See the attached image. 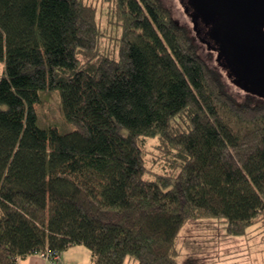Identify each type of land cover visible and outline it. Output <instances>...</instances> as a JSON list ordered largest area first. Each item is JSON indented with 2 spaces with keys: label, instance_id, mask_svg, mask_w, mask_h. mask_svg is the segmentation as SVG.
<instances>
[{
  "label": "trees",
  "instance_id": "1",
  "mask_svg": "<svg viewBox=\"0 0 264 264\" xmlns=\"http://www.w3.org/2000/svg\"><path fill=\"white\" fill-rule=\"evenodd\" d=\"M104 1L114 48L88 0H0V264L83 244L90 264H181L191 219L231 236L264 219V97L232 94L163 0ZM182 2L216 50L197 2ZM54 91L67 133L41 122Z\"/></svg>",
  "mask_w": 264,
  "mask_h": 264
},
{
  "label": "rangeland",
  "instance_id": "2",
  "mask_svg": "<svg viewBox=\"0 0 264 264\" xmlns=\"http://www.w3.org/2000/svg\"><path fill=\"white\" fill-rule=\"evenodd\" d=\"M95 4L99 12L101 27L107 36L104 44L114 48L112 38L119 34V29L110 22L109 3L104 0H88ZM165 6L171 10L174 19L181 25H186L192 30L200 45L199 51L202 57L213 67L223 72L228 90L235 94L240 100L245 99L250 93L239 86L236 79L230 73L225 72L223 66L218 61V52L210 48L205 37L204 29L199 36L196 30V23L185 8L182 0H163ZM201 23L200 26H202ZM209 39L213 44L217 41L211 35ZM6 63L0 60V75L5 71ZM44 115L41 117L42 124L56 123L62 133H67L74 128V125L67 121L62 112V101L59 92H46L43 94ZM145 149L147 152L148 167L153 171L163 172L166 170V163L162 159L164 153L160 150L161 141L158 138L145 139ZM225 222L218 218L203 217L202 219H191L181 230L178 241L180 256L178 260L181 264H264V219L249 228L244 236H231L227 233ZM53 264L51 259L45 258L41 253L28 255L22 258L19 264ZM92 253L86 245H74L62 253L60 264H90ZM127 264H137L134 260H127Z\"/></svg>",
  "mask_w": 264,
  "mask_h": 264
},
{
  "label": "water",
  "instance_id": "3",
  "mask_svg": "<svg viewBox=\"0 0 264 264\" xmlns=\"http://www.w3.org/2000/svg\"><path fill=\"white\" fill-rule=\"evenodd\" d=\"M195 1L211 24V37L219 45L216 50H220L218 61L223 53L238 85L263 98L264 0Z\"/></svg>",
  "mask_w": 264,
  "mask_h": 264
},
{
  "label": "built area",
  "instance_id": "4",
  "mask_svg": "<svg viewBox=\"0 0 264 264\" xmlns=\"http://www.w3.org/2000/svg\"><path fill=\"white\" fill-rule=\"evenodd\" d=\"M42 255L47 258V259H51L53 264H60L61 263V259H62V255L58 254V253H42Z\"/></svg>",
  "mask_w": 264,
  "mask_h": 264
},
{
  "label": "crops",
  "instance_id": "5",
  "mask_svg": "<svg viewBox=\"0 0 264 264\" xmlns=\"http://www.w3.org/2000/svg\"><path fill=\"white\" fill-rule=\"evenodd\" d=\"M28 258V257H27ZM27 258H25V259H27ZM20 261V260H19ZM43 262L42 263H40V264H44L45 263V261L44 260H42ZM30 264H33V262H31Z\"/></svg>",
  "mask_w": 264,
  "mask_h": 264
}]
</instances>
